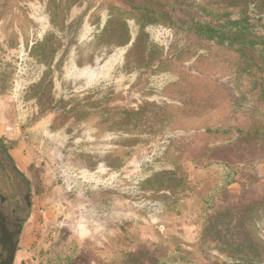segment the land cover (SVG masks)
<instances>
[{"label": "rangeland", "instance_id": "374dc122", "mask_svg": "<svg viewBox=\"0 0 264 264\" xmlns=\"http://www.w3.org/2000/svg\"><path fill=\"white\" fill-rule=\"evenodd\" d=\"M146 1L174 21L194 16L178 0H0V138L22 140L32 201L14 264H210L203 224L225 213L227 241L264 243V136L210 146L204 129L230 109L221 90L201 118L132 102L136 66L176 40L135 28L129 41L107 25ZM206 48L221 59L217 87L240 66L232 51ZM93 95L109 99L114 120L64 111ZM25 190L0 167L8 210L20 213Z\"/></svg>", "mask_w": 264, "mask_h": 264}, {"label": "trees", "instance_id": "16d2710c", "mask_svg": "<svg viewBox=\"0 0 264 264\" xmlns=\"http://www.w3.org/2000/svg\"><path fill=\"white\" fill-rule=\"evenodd\" d=\"M82 1L65 0V3L72 8L74 3ZM215 1L178 0L177 5L194 15L181 22L160 13V3L146 1L143 6L119 10L109 17L107 25L108 33L115 37L121 36L125 29L129 41L135 28L148 34L168 33L176 40L162 46L156 57L136 66L137 83L132 99L136 106L152 104L170 110L169 117L171 112L178 111L201 118L218 109L221 90L230 109L218 126L204 129L211 147L240 137L264 136V0ZM59 7L54 6V9ZM207 45L218 51H232L240 66L229 80L220 82L217 87L218 80L212 74L221 59L216 52L207 49ZM156 84L160 85L159 93L154 91ZM96 97L87 96L79 105L64 111L79 120L96 123L114 120L118 112L109 107V99L104 95ZM17 144V140L4 137L0 140L12 161L11 152ZM167 174L169 171H161L157 176ZM154 176L147 182L157 190L152 180ZM163 179L156 181L162 184L160 187L167 186ZM231 227L228 213L205 220L202 242L213 254L210 264H264V243L248 236L245 242L233 244L224 238L225 234H231Z\"/></svg>", "mask_w": 264, "mask_h": 264}, {"label": "water", "instance_id": "95a60500", "mask_svg": "<svg viewBox=\"0 0 264 264\" xmlns=\"http://www.w3.org/2000/svg\"><path fill=\"white\" fill-rule=\"evenodd\" d=\"M0 162L14 182H21L25 187L21 203L25 206L17 214V209L5 207L7 197L0 195V264H14L19 249L22 228L31 213V192L26 180L19 174L15 163L0 145Z\"/></svg>", "mask_w": 264, "mask_h": 264}, {"label": "crops", "instance_id": "0c3cea01", "mask_svg": "<svg viewBox=\"0 0 264 264\" xmlns=\"http://www.w3.org/2000/svg\"><path fill=\"white\" fill-rule=\"evenodd\" d=\"M3 137H4V138H8V139H12V140H17V141H18V144H17L16 149H15L13 152H11V156H12V158H13V160H14L13 162L15 163L17 169L22 171L21 167L18 165V163H17V161H16V160H21V158H19L18 155H21V152L19 153V149L21 148V141H22V140H20V139H14V138H11V137L6 136V135H4ZM3 137H1V138H3ZM1 138H0V140H1ZM22 160H24V159L22 158Z\"/></svg>", "mask_w": 264, "mask_h": 264}]
</instances>
